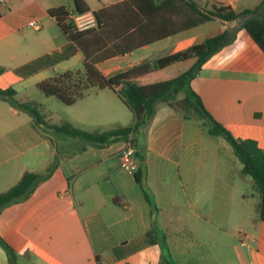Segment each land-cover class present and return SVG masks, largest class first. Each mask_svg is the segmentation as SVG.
I'll use <instances>...</instances> for the list:
<instances>
[{
	"label": "crops",
	"instance_id": "crops-1",
	"mask_svg": "<svg viewBox=\"0 0 264 264\" xmlns=\"http://www.w3.org/2000/svg\"><path fill=\"white\" fill-rule=\"evenodd\" d=\"M73 1L0 3V67L4 68L0 88H13L14 98L32 103L36 111L38 101L32 98L39 90L36 84L79 68L84 59L82 50L48 13L58 6L73 9ZM85 1L93 13L124 0ZM228 1L241 12L255 9L264 0ZM181 10L176 15L168 8L165 19L184 20L185 11ZM125 15L118 14L121 18ZM250 15L242 17L233 30V41L202 64L191 87L215 120L235 138L256 141L264 155V51L242 28ZM30 20H36L39 28H30ZM235 21L214 18L103 58L97 67L113 76L152 63L223 33ZM166 73L167 69L153 71L139 80H157ZM0 100V113L22 114L27 119H22L25 126L16 137L11 134L21 128L18 124H0V192L13 186L26 171L45 174L53 166L28 198L0 213V236L18 252L19 264H179L176 259L182 261L185 251L179 233L192 228L190 220L200 218L198 211L210 208L208 203L204 208L206 193L215 195L221 188L230 195L237 180H246L242 166L231 159L227 172L220 174L222 185L217 184L215 171L207 184L202 149L209 134L167 102L158 103L148 124L130 134L137 163L131 174L119 163L126 137L85 139L55 129L66 123L88 134H100L132 126V111L112 89L92 90L69 105L81 103L78 109L63 108L67 116L60 118L59 124H48L39 113L38 125L30 124V116H25L30 113ZM231 163L235 165L231 167ZM239 199L243 207L244 195ZM251 220L253 224L246 229L237 226L239 237L230 233L229 259L214 264H264V219ZM0 264H9L1 246Z\"/></svg>",
	"mask_w": 264,
	"mask_h": 264
},
{
	"label": "trees",
	"instance_id": "trees-1",
	"mask_svg": "<svg viewBox=\"0 0 264 264\" xmlns=\"http://www.w3.org/2000/svg\"><path fill=\"white\" fill-rule=\"evenodd\" d=\"M212 2L213 8L205 9L194 0H124L94 11L96 25L84 30L76 28L68 16V8L64 6L50 8L49 15L55 18L67 38L82 50L84 59L79 68L65 70L42 79L36 87L45 96H54L64 105H72L92 90L110 88L117 93L134 115L132 126L115 128L100 134H88L66 123L55 127L59 131L85 139L98 140L103 136L104 138L124 136L128 139L132 132L148 124L156 105L161 102H167L187 117L190 116L186 112L193 111L196 116L203 119L207 134L221 136L231 145L233 154L242 164V173L252 178L260 195L257 209L259 218L264 219L262 150L253 139L235 138L212 117L191 87V80L198 75L202 64L233 41L235 38L233 32L227 29L181 51L160 57L152 63L146 62L113 76H106L97 67V63L103 58L150 44L182 29L194 27L214 18L233 21L250 14L243 20L242 28L264 51V1L253 10L244 9L241 12L235 11L228 0H212ZM176 4L180 7L178 8ZM170 7L174 9L176 15L183 8L184 20L178 17L172 21L166 20L164 14ZM73 9L77 13H85L89 11V6L85 0H74ZM122 12L126 13L124 18L118 16ZM163 69H167L163 78L148 82L139 80L144 75ZM3 71L4 68L0 67V73ZM14 94L15 90L11 87L0 88L1 99L6 100L16 109L27 111L35 121H39L38 112L32 103L18 101L14 98ZM52 169L53 166L45 174L26 171L13 186L0 192V213L5 207L28 198L38 184L51 174ZM0 246L6 252L9 264H19L18 252L1 236Z\"/></svg>",
	"mask_w": 264,
	"mask_h": 264
},
{
	"label": "rangeland",
	"instance_id": "rangeland-1",
	"mask_svg": "<svg viewBox=\"0 0 264 264\" xmlns=\"http://www.w3.org/2000/svg\"><path fill=\"white\" fill-rule=\"evenodd\" d=\"M197 1H199L200 5L204 8H213L212 0H208L207 2H204V0ZM241 20L242 18L232 23L228 30L232 33ZM37 94H40V97H38ZM37 94L32 96V98H36L38 101L36 104L37 112L41 117H46L45 121L48 124H59V121H61L60 118L67 116V112L64 111L66 109L63 108H72L68 110H75L76 108L78 109V106L81 104L77 103L73 106L64 105L54 96L46 100L47 97H45L41 91L38 90ZM16 98L18 97L16 96ZM40 99H44V103L40 102ZM116 102L119 103V101ZM1 104H3V102L0 100V106ZM121 106L125 108L122 104ZM125 110L128 112V109L125 108ZM186 114L189 115L190 118L196 120L199 125L206 130L203 119L196 116L193 111L186 112ZM25 116H30L28 117L30 124L38 125V123L32 119V115L28 114ZM22 119L27 121L22 114L17 116L12 113H0V124L4 126H8L7 124H18L19 127L25 126L22 125ZM22 130L21 127L11 135L15 137L21 136ZM68 136L70 135L68 134ZM203 144L202 157H204L203 161L206 162L207 184L211 183V174L215 171V177H217L218 181L217 184L222 185L220 174L227 172L225 168L230 166V160L232 159L233 162L235 160L236 166L242 165L233 154L229 142L223 137L206 135ZM235 163H231V167L235 165ZM214 194L215 195H213V193L209 194V192L206 193L204 208L206 203L209 204L207 207L210 208L198 211L200 218L196 220L192 218L190 220L192 228L186 231H180L181 233H179L178 239L183 243L185 251L182 261L178 258L176 259L179 264H214L226 261L232 253L231 244L233 238L231 236L234 234L233 237L235 235L239 237L237 234V226H240V229H246L248 225L253 224L251 219H257L259 217L257 205L260 201V195L249 175L246 176V180H237L232 194L229 195L221 188ZM242 195L245 197L243 207L239 204V198H241ZM247 216H249L250 219H248ZM230 233L233 234L231 235Z\"/></svg>",
	"mask_w": 264,
	"mask_h": 264
},
{
	"label": "built area",
	"instance_id": "built-area-1",
	"mask_svg": "<svg viewBox=\"0 0 264 264\" xmlns=\"http://www.w3.org/2000/svg\"><path fill=\"white\" fill-rule=\"evenodd\" d=\"M2 0H0V3ZM68 16L73 21L78 30H84L94 27L96 25V19L92 12L77 13L72 8H68ZM28 26L34 30L39 28V24L36 20H30ZM134 147L131 139H127L125 145L121 148L119 153L120 166L128 173H134L137 169V163L134 158Z\"/></svg>",
	"mask_w": 264,
	"mask_h": 264
}]
</instances>
